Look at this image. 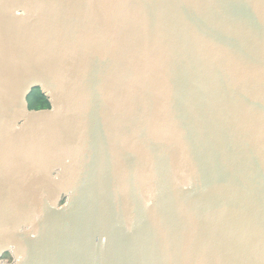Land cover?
Listing matches in <instances>:
<instances>
[{
    "label": "water",
    "instance_id": "1",
    "mask_svg": "<svg viewBox=\"0 0 264 264\" xmlns=\"http://www.w3.org/2000/svg\"><path fill=\"white\" fill-rule=\"evenodd\" d=\"M6 254L264 264V0H0Z\"/></svg>",
    "mask_w": 264,
    "mask_h": 264
},
{
    "label": "trees",
    "instance_id": "2",
    "mask_svg": "<svg viewBox=\"0 0 264 264\" xmlns=\"http://www.w3.org/2000/svg\"><path fill=\"white\" fill-rule=\"evenodd\" d=\"M27 104L29 110L39 111L49 109L47 98L43 96L39 90L31 91L27 98Z\"/></svg>",
    "mask_w": 264,
    "mask_h": 264
},
{
    "label": "flooded vegetation",
    "instance_id": "3",
    "mask_svg": "<svg viewBox=\"0 0 264 264\" xmlns=\"http://www.w3.org/2000/svg\"><path fill=\"white\" fill-rule=\"evenodd\" d=\"M1 260L7 264L13 263V257L10 254L4 255Z\"/></svg>",
    "mask_w": 264,
    "mask_h": 264
}]
</instances>
